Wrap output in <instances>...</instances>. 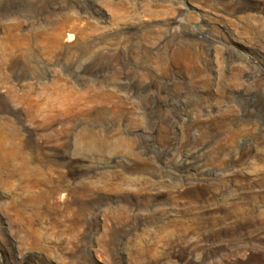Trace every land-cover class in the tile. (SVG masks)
Masks as SVG:
<instances>
[{
	"label": "rangeland",
	"instance_id": "1",
	"mask_svg": "<svg viewBox=\"0 0 264 264\" xmlns=\"http://www.w3.org/2000/svg\"><path fill=\"white\" fill-rule=\"evenodd\" d=\"M0 264H264V0H0Z\"/></svg>",
	"mask_w": 264,
	"mask_h": 264
},
{
	"label": "bare ground",
	"instance_id": "2",
	"mask_svg": "<svg viewBox=\"0 0 264 264\" xmlns=\"http://www.w3.org/2000/svg\"><path fill=\"white\" fill-rule=\"evenodd\" d=\"M187 158V157H186ZM185 160V159H184ZM190 160V159H189ZM187 161V160H186ZM184 165V164H183ZM186 166V165H185ZM190 168H191V166H190ZM184 171V170H183ZM186 171V170H185ZM188 172V171H187ZM189 173V172H188Z\"/></svg>",
	"mask_w": 264,
	"mask_h": 264
}]
</instances>
